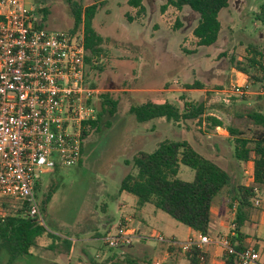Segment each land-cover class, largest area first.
<instances>
[{
    "label": "rangeland",
    "instance_id": "rangeland-1",
    "mask_svg": "<svg viewBox=\"0 0 264 264\" xmlns=\"http://www.w3.org/2000/svg\"><path fill=\"white\" fill-rule=\"evenodd\" d=\"M71 2L82 8L98 4L92 27L100 37L101 51L94 59L97 68L89 69L87 80L98 90L93 97L95 115L97 110L103 111L97 97L101 93H108L116 100L117 108L113 116L101 113L98 130L90 131L82 141L77 164L40 175V188L36 191L39 204L49 190L50 179L56 188L45 210L41 211L44 232L35 239L29 253L17 257L12 264H94L93 261L99 264L101 258L96 252H99L98 248L108 252L107 246L103 239L91 237L95 236L96 230L104 237L107 222L116 226L121 218L132 216L136 223V219L142 223L141 233L148 237L146 245L152 251L157 250L151 254L156 255L155 259H163V243L155 239L158 235L186 241L187 226L150 203L139 207L134 195L119 192L124 175L135 172L130 163L133 155L139 151L152 152L165 139L186 140L229 173L231 185L213 198L211 206V220L215 225L212 230H226L220 222L231 216L224 208L218 211L216 202L222 200L220 205L225 207L224 200L225 203L229 201L228 192L235 194L237 185L252 183L245 173L250 167L244 165L241 168L232 157L233 142L227 131L212 127L205 117H216L223 126L233 125L249 137L255 126L238 113L259 107L264 111V88L249 82L246 75L243 94L231 92L228 95L222 91L233 90L236 79L242 80V76H236L232 71L230 57L243 61L250 43L264 49V22L255 19L260 1L230 0L229 6L219 13L220 32L216 43L210 46L197 45L192 29L198 14L187 6L182 9L168 6L162 10L165 0H142L144 11L140 12L129 6L127 0ZM27 3L33 9H47L45 28L73 30L74 19L67 0H27ZM43 14H38L40 19ZM82 31L81 22L74 32ZM194 81L200 82L203 88L186 87ZM148 100L169 101L180 110L185 103H202L205 110L200 122L198 118L174 122L164 117L137 122L129 107ZM83 128L87 131L89 127L82 125ZM177 177L191 181L194 170L179 163ZM6 198L0 197V202L9 200L16 206L20 203L17 199ZM261 202L264 205V196ZM241 226L243 231L255 229L256 237L261 239L264 209L248 211ZM129 248L132 256L138 253L134 242L124 252ZM143 256L146 255L140 258ZM4 260L5 250L0 248V264ZM181 264L186 263L182 261Z\"/></svg>",
    "mask_w": 264,
    "mask_h": 264
},
{
    "label": "trees",
    "instance_id": "trees-1",
    "mask_svg": "<svg viewBox=\"0 0 264 264\" xmlns=\"http://www.w3.org/2000/svg\"><path fill=\"white\" fill-rule=\"evenodd\" d=\"M259 1L260 4L255 19L264 22V0ZM67 2L74 19V27L70 32L75 33L74 31L80 23L83 24L85 76L87 80L89 69L97 68L94 59L100 55L101 51L100 37L92 27V20L98 4L93 3L82 8V6H75L71 0H67ZM127 4L140 12L144 11L142 0H127ZM229 4L230 0H165L162 10L168 6L176 9L187 6L190 10L196 12L198 20L192 29V34L196 38L197 45L210 46L216 43L220 32L219 13ZM42 12L44 16L41 17L39 27L45 25L47 9H34L36 18ZM179 25L180 23L177 22V26ZM230 60L232 67L246 75L249 82L264 88V49L250 43L246 47V55L243 57V61L236 60L234 56H231ZM87 82L94 87L91 81L87 80ZM186 87L189 89L203 88L198 81H194ZM97 97L100 99L99 105L103 111L99 112L97 110L94 118L82 122L83 126L87 125L89 127L88 132L84 128L82 129V141L90 131L98 130L101 124V113L106 112L110 116L115 114L116 100L111 98L108 93H101ZM92 104L96 109V105ZM185 104L183 110H180L169 101L156 103L148 100L141 104L131 105L129 112L137 122H147L159 117L174 122H178L180 119L198 118V122H200L205 110L203 104ZM238 116L248 119L255 126L249 137L246 135L247 133L233 125L223 126V122L216 117L206 116L205 120L212 127H222L227 131V136L233 142V158L244 165L246 162L252 161L253 182L251 184L243 182L237 185V192L231 194L228 201L229 207L233 206L235 200L237 202L233 219L234 234L229 235V237L236 250L239 251L245 248L242 243L243 235L239 231V227L243 224L247 211L252 206L251 199L257 195L256 189L258 190L259 187L264 186V111L260 107L248 108L244 112L238 113ZM130 163L135 168V172L124 175L120 182L119 192L134 195L139 207L150 203L156 209L162 210L191 230L204 235L209 233L212 200L222 189L231 185L232 178L225 169L199 153L186 140L165 139L159 142L152 152H137L133 155ZM179 163L194 170V177L191 181H185L177 177ZM56 169L58 168H55L52 172ZM39 188L40 183L38 180L35 191ZM55 189L54 183L50 179L49 190L44 194L41 204H39V206L41 205V211L45 210V205L52 197ZM35 195L37 198L36 192ZM26 209L27 205L22 201L17 206L10 203L9 200L0 202V213H4L3 216H0V248L5 250L3 264H12L17 257L28 254L35 239L44 232V227L37 223V219L25 213ZM175 248L168 247V250L174 251ZM185 254L189 258L190 264H195L201 255L205 257L204 251L197 248H192ZM223 258L226 264H236V255L226 256L223 254ZM109 260L111 261L110 264L150 262L135 259L128 251L123 254L113 251Z\"/></svg>",
    "mask_w": 264,
    "mask_h": 264
},
{
    "label": "built area",
    "instance_id": "built-area-1",
    "mask_svg": "<svg viewBox=\"0 0 264 264\" xmlns=\"http://www.w3.org/2000/svg\"><path fill=\"white\" fill-rule=\"evenodd\" d=\"M40 21L27 0H0V197L25 202V213L41 225L36 183L43 173L78 163L82 122L95 117L98 90L86 80L83 31L49 30ZM242 84L236 80L233 90L222 91L243 94ZM252 172L245 170L250 182ZM112 231L103 242L118 254L141 237L133 216L121 218ZM155 239L183 253L215 244L224 255H236V264H264L256 248L238 251L228 235ZM199 260L203 264L205 257Z\"/></svg>",
    "mask_w": 264,
    "mask_h": 264
},
{
    "label": "crops",
    "instance_id": "crops-1",
    "mask_svg": "<svg viewBox=\"0 0 264 264\" xmlns=\"http://www.w3.org/2000/svg\"><path fill=\"white\" fill-rule=\"evenodd\" d=\"M232 71L235 72L236 76L237 75L242 76V80H241L242 83L245 82L246 79H245V75L243 73L238 72L234 68L232 69ZM236 80H240V78H237ZM245 165H248V167H250V170L253 169L252 161L246 162ZM240 166H241V168H243L244 164H240ZM243 176H244V173L242 174V177ZM256 192L258 194L254 198V202H252V206L248 209V211H250V212L253 211V210L258 211V210L264 209V207H263L264 205H262V202H261V197L264 196V186L259 187ZM228 193H229V197H230L231 192H228ZM229 197H228V200H229ZM221 201L222 200L216 202L218 204V209H219L218 210L216 208V210L221 211V209L224 208L226 214L230 215L231 217L230 218L225 217L223 219V221L220 222V226L226 228V230L217 229L216 231H214V230H212V228L214 229L215 225L212 224L211 212H210V226H209V233L207 234V236H209L211 238H218V237H221V236H224V235H228L229 236L233 232V227L232 226H233V219H234L235 213H236L235 209L237 207L236 206L237 202L235 200L233 202L234 203L233 206L229 207L228 202L225 203V200H224L225 207H222L220 205ZM136 221H137L136 224H138V227H137L138 231L140 232L139 235L141 237L134 241V245L138 246V248L136 250V251H138V253L137 252H136L137 254L134 253L133 257L135 259L144 260V261H150L151 259L157 258L155 254H153L151 256V254L153 252H157V250L156 251H154V250L152 251L146 245V240H147L148 237L141 233V226L140 225H142V223L140 222V219H136ZM114 227H115L114 224H109L107 222V226H106V228L104 230L105 234L110 232V231H112L114 229ZM218 227H219V225H218ZM239 231L243 235V240H242L243 246H245V247L253 246L254 248H256L258 250L259 254H260V259L264 262V226L262 228V233H261L262 237H260L261 239H258L256 237V232H255V229H253V228H247L245 231H243L242 230V226H240L239 227ZM198 235H199V232L193 231V230H191L189 228V231L187 233V237H189V236H195L196 237ZM91 238H93V239L94 238H98V239L102 240L103 236L96 230L95 236H92ZM170 238L176 239L173 236H171ZM139 246H141V247H139ZM161 248H162L161 255H163V258L166 260L167 264H181L182 261H184L186 264H190L189 258L180 249L175 248L174 251H169L168 247L164 243L161 245ZM106 249L108 250V252H106L104 249H101V248H98L99 252H96L97 256H100V258H101L100 262H98L99 264L100 263L101 264H110V262H111L109 260V258H110V255L113 253L114 250L109 249L108 247H106ZM128 250H129L128 253L130 255H132L133 253L132 254L130 253L131 248H129ZM203 251L205 253V262L203 264H226V262H225V260L223 258V251L218 245H215V244L205 245L203 247ZM142 255H146V256H143L142 258H140V256H142ZM68 257H69V255H68ZM89 260H90V258H89ZM95 262L96 261H93L91 263L95 264ZM195 264H202V263H200L199 260H198Z\"/></svg>",
    "mask_w": 264,
    "mask_h": 264
}]
</instances>
